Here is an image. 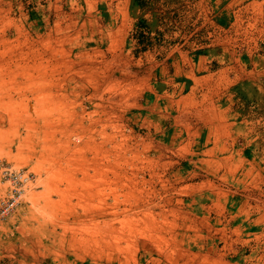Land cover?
Returning a JSON list of instances; mask_svg holds the SVG:
<instances>
[{"label": "rangeland", "instance_id": "374dc122", "mask_svg": "<svg viewBox=\"0 0 264 264\" xmlns=\"http://www.w3.org/2000/svg\"><path fill=\"white\" fill-rule=\"evenodd\" d=\"M6 169L0 264H264V0H0Z\"/></svg>", "mask_w": 264, "mask_h": 264}, {"label": "built area", "instance_id": "2783aa9c", "mask_svg": "<svg viewBox=\"0 0 264 264\" xmlns=\"http://www.w3.org/2000/svg\"><path fill=\"white\" fill-rule=\"evenodd\" d=\"M33 176L25 172L6 169L3 172V183L8 184L7 192L0 195V223L20 205L25 193L24 188L32 183Z\"/></svg>", "mask_w": 264, "mask_h": 264}]
</instances>
